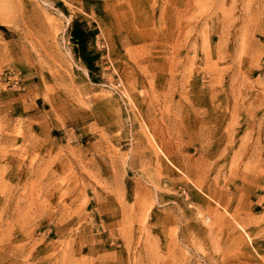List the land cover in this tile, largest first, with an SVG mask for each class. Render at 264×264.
I'll return each mask as SVG.
<instances>
[{
	"label": "rangeland",
	"instance_id": "1",
	"mask_svg": "<svg viewBox=\"0 0 264 264\" xmlns=\"http://www.w3.org/2000/svg\"><path fill=\"white\" fill-rule=\"evenodd\" d=\"M0 264H264V0H0Z\"/></svg>",
	"mask_w": 264,
	"mask_h": 264
}]
</instances>
